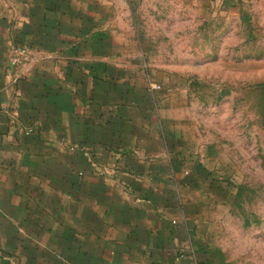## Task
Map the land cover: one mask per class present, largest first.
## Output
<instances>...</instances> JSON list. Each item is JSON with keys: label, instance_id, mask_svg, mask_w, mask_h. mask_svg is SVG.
Returning a JSON list of instances; mask_svg holds the SVG:
<instances>
[{"label": "crops", "instance_id": "1", "mask_svg": "<svg viewBox=\"0 0 264 264\" xmlns=\"http://www.w3.org/2000/svg\"><path fill=\"white\" fill-rule=\"evenodd\" d=\"M128 4L0 0V264H232Z\"/></svg>", "mask_w": 264, "mask_h": 264}, {"label": "rangeland", "instance_id": "2", "mask_svg": "<svg viewBox=\"0 0 264 264\" xmlns=\"http://www.w3.org/2000/svg\"><path fill=\"white\" fill-rule=\"evenodd\" d=\"M127 1L177 129L211 168L213 243L264 264V0Z\"/></svg>", "mask_w": 264, "mask_h": 264}, {"label": "built area", "instance_id": "3", "mask_svg": "<svg viewBox=\"0 0 264 264\" xmlns=\"http://www.w3.org/2000/svg\"><path fill=\"white\" fill-rule=\"evenodd\" d=\"M38 55L34 53L33 49L29 46H24L17 48L13 51L12 54V66L16 64H25V65H33L38 61ZM152 89L160 90V85H152ZM33 131L28 129L26 134H31Z\"/></svg>", "mask_w": 264, "mask_h": 264}]
</instances>
